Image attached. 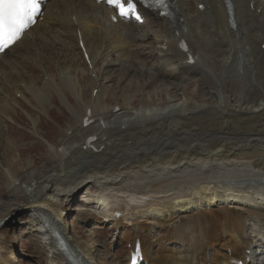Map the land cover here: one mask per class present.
<instances>
[{
  "label": "bare ground",
  "instance_id": "bare-ground-1",
  "mask_svg": "<svg viewBox=\"0 0 264 264\" xmlns=\"http://www.w3.org/2000/svg\"><path fill=\"white\" fill-rule=\"evenodd\" d=\"M169 1L173 17L168 20L155 16L162 24L152 38L156 64L160 69L172 70L174 84L177 81L173 75L185 82L194 69L202 68L201 61L210 70L215 66L211 75L205 69L202 72L207 73L203 76L209 95H204L202 86L206 89V83L203 85L201 80L197 84V100L170 96L155 107L145 103L135 107L133 101L111 107L103 103L98 90L88 104L82 103L83 110L77 113L82 125L66 134L62 148L54 152L59 155L58 160L41 167L35 163L33 171L26 170L29 175L24 184L29 183L27 188L37 195L25 192L20 196L15 191L9 202H0V235L16 224L15 230L29 231L36 238L51 264H97L92 251L66 233L65 211L61 208L73 194L86 190L102 207V216L112 219L117 229L125 228V222L133 226L134 232L125 243L131 244L133 250L135 243L140 242L144 264H235L247 263V259L255 262L256 241L245 230L257 225L253 235L264 243V0H194L193 13L188 0ZM44 12L43 20L0 56L1 65H19L18 58L31 53L27 52L28 47L37 48L44 35L55 34L59 29V36L65 33L64 28L67 38L77 42L76 51L88 65L79 47L82 40L93 69L94 64H101L115 71L111 61L115 57L121 63L138 62V70L134 64L128 67L130 74L143 71L156 81L163 75L151 68L152 52L142 54L145 61L141 55L137 57L134 49L139 38L133 33L139 26L120 20L113 24L110 16L115 12L103 1L48 0ZM211 40L219 45L209 52L214 61L203 60ZM15 54L17 57H13ZM237 64L254 77L258 88L245 96L241 88L240 96L232 99L230 92L224 91L231 84L228 71ZM57 74L51 78L61 82L56 86L58 93L69 89L77 92V79L74 83L69 73ZM49 81L46 79L42 88L36 85L37 88L21 87L15 91L27 102L34 97L40 106L52 94L49 90L55 88L46 84ZM190 81L195 86V80ZM95 87L101 88L99 84ZM224 106L227 114L221 116ZM87 118L93 123L85 127ZM112 119L127 121V125L120 121L113 126ZM88 129L94 132L86 136ZM206 136L221 140H201ZM90 138L96 142L89 143ZM0 164L9 189L23 187L22 168L20 172L12 171ZM97 175L104 177L96 180ZM233 204L240 209L256 205L257 213L232 211L229 206ZM115 212L122 213L120 220L114 217ZM181 213L186 217L179 221ZM89 219L84 218L83 222ZM155 222L161 233L170 237L167 247L163 246L162 237L152 235L150 225ZM54 232H58V238ZM63 241L68 242L73 258L58 249ZM182 244H186L185 248Z\"/></svg>",
  "mask_w": 264,
  "mask_h": 264
},
{
  "label": "rangeland",
  "instance_id": "rangeland-1",
  "mask_svg": "<svg viewBox=\"0 0 264 264\" xmlns=\"http://www.w3.org/2000/svg\"><path fill=\"white\" fill-rule=\"evenodd\" d=\"M188 3L189 9L193 13L196 10V3L194 0H188ZM161 26V22L157 21L156 18H149L145 25L135 30L133 34L139 38V43L135 44L136 47L134 49L138 54L137 57L141 55V59L144 58L142 57L144 52L146 54L152 52L154 30L157 28L159 29ZM61 27L63 28V26ZM63 30L65 33L61 32L59 36L56 35L57 31H55V34L44 35L43 38H41V42L38 43L40 44V46L37 47L38 49L35 47H28L27 52L29 51L31 53H29V56H24L25 60L22 58L23 56L19 57L18 61L20 64L16 66L13 65L14 69L9 65L6 66L9 68H6L4 65L0 64V71L4 72L0 74V162L6 169L8 167L11 170L19 171V168H22V170H20L21 172H19L21 174L20 179L22 180L23 186L20 189H9L8 181L2 173L3 169L0 164V202H9L11 197L14 198L15 191L20 196L25 192L31 195H37L27 188V186H30L29 183L24 184L26 180L25 177L29 175L27 171L30 168L33 171V165L35 163L37 167H41L45 164L50 165L55 160H58L59 155L54 152L62 148L68 136H66V134H69L70 129L82 125L77 121V113H80V111L82 112V103L85 101V103L88 104L87 102H89L95 91L99 90L103 103L106 102L105 104L111 107L131 101H133L135 107L140 106L142 103L155 107L161 103L162 100H166L170 96L175 98L179 97L178 99L183 100L186 98L197 100L199 98L196 92L198 88L197 84L201 80H203V85L204 82L206 83V89L202 86L204 95H209L207 91L209 86L203 75L208 72L210 75L213 74L215 72V66H213V70H210L205 61H201L202 68L194 69L195 71L186 77L185 82H180L176 75H173L174 79L177 81L175 83L176 85L172 79V70L160 69L161 67L156 64L155 54L153 52L150 53L153 56V62H150L151 68L158 69L159 73L161 71L163 72V75L159 76L160 78L159 80L157 79V81L151 80L150 77H148L151 75L145 74L143 71L139 72V74L128 73V67H131L133 64L135 69L138 70L139 64L138 62L136 63V60L134 63L129 62V60L121 63L118 59L112 57L111 61L116 67L115 71L101 64H94L95 69H93L92 66L88 67L83 63L82 58L76 51L77 42L67 38V31L64 28ZM42 39H44V41ZM64 39L66 41H64ZM215 44V41L211 40L209 45L210 50L204 54L203 60L213 59L214 61V57H210L213 55H209V52H211V48H218L219 45ZM20 54H23V51H20ZM16 55L17 54L13 57H17ZM143 60L145 61L146 59L144 58ZM213 65H215V62H213ZM237 65L238 67L234 65L230 68L232 70L228 71V74L230 73V86L226 89L225 87L223 88V91L225 89V93L226 91L230 92L232 99L240 96L241 88L243 89V96L246 95V92L258 88L257 83L253 80L254 77L252 76V79L247 69H243L240 64ZM234 67H236L235 70H233ZM204 69L207 73H202ZM174 70L175 68L173 69V73ZM58 72L69 73L68 75L73 77L74 83L77 81L78 85L75 90L78 93H73L71 89L65 90V93L57 92L56 86H58L60 81L57 82L56 79L51 78V76H56ZM228 74L224 76L226 81L229 79ZM46 79H50L49 83L46 84L51 88H55L49 90L52 94L45 103L41 102L42 105L40 106L37 105V100L34 97H29L27 102L23 100V98H20L21 94H17L15 91L17 88L21 87L37 88V86H39L42 88V83L44 84ZM190 80H195V86L191 83L193 81ZM214 82H216L217 85L219 84L217 81ZM222 82H225V79H223ZM188 83L191 84L186 86ZM95 84H99L101 88L95 90ZM190 94L195 95L191 97ZM24 96L29 95L25 94ZM225 111L226 108L224 106L220 109V115H226L227 111ZM112 120L110 121L113 126L122 121L117 120L116 122L114 119ZM122 122L127 125V121ZM101 123H103V126L107 125L106 122ZM90 132H94L93 129L86 130L85 135L87 136ZM217 138L219 141L221 140V138L217 136H206L201 140L215 143L214 140L216 141ZM218 140L217 142H219ZM124 157L126 156L123 155V158ZM31 162L32 165H30ZM5 174L8 177L7 171ZM103 177L104 176L97 175L96 180ZM36 178V175L32 177L33 180ZM9 181L11 182L10 179ZM53 194L55 193H49L50 196ZM89 195L90 194L86 192V190H80L73 194V196L68 199L69 201H66L61 207L65 211L66 233L75 240L80 241L88 250H91L96 259L95 263L97 264H129L128 251L130 246L125 243V240L133 234V227L125 223V228L117 229L114 224L111 223L113 222L112 219L109 218V221L103 220L105 217L102 216V207H100L96 201H93V198H91V196L89 197ZM137 204L140 205V203ZM243 207L245 208L240 209L237 205L233 204L229 206V209L235 212L245 210V212L257 213L255 211V209H257L256 205L251 206L249 204V206ZM90 215H95V217ZM217 215L219 216L218 213ZM185 217V214L181 213L178 220H184ZM251 217H255V214ZM84 218L90 219L85 223L83 222ZM154 224L155 225H150L153 237H162L163 246L167 247L170 237L166 236L167 233H161L162 229L156 225V222ZM160 224L162 223L160 222ZM251 225L253 226V224ZM16 227L17 225L15 224L6 228L5 234L0 235V264H51L50 261H47V254L43 252L42 246L36 238L32 236L29 231L15 230ZM257 228V225L254 228L246 227L245 231L248 236H251L253 240L256 241L257 247L262 248L264 244L259 238L253 235L254 232L258 230ZM193 234H195V232H193ZM185 246L186 244H182V247L185 248Z\"/></svg>",
  "mask_w": 264,
  "mask_h": 264
},
{
  "label": "snow or ice",
  "instance_id": "snow-or-ice-1",
  "mask_svg": "<svg viewBox=\"0 0 264 264\" xmlns=\"http://www.w3.org/2000/svg\"><path fill=\"white\" fill-rule=\"evenodd\" d=\"M121 16L136 13L135 0H108ZM41 0H0V51L15 45L35 22ZM140 19L139 15H136Z\"/></svg>",
  "mask_w": 264,
  "mask_h": 264
}]
</instances>
